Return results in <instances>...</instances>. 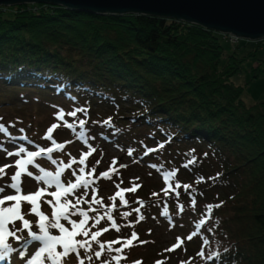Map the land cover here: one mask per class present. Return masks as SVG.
Here are the masks:
<instances>
[{"label": "trees", "instance_id": "1", "mask_svg": "<svg viewBox=\"0 0 264 264\" xmlns=\"http://www.w3.org/2000/svg\"><path fill=\"white\" fill-rule=\"evenodd\" d=\"M221 35L148 13H94L39 2L0 5L3 120L16 117L20 123L25 106L49 105L50 110L59 105L66 112L86 106V127L96 139L122 144L126 152L143 145L137 154L141 162L150 165L154 159L163 170L179 169L176 180L197 190L195 213L182 188L179 203L186 210L177 215L175 198L166 200L161 192L149 198L152 185L147 182L127 193L129 206L113 214L139 207V198L146 203L142 212L148 210L156 223L168 221L162 215L167 204L168 216L194 231L205 205L223 202L201 230L209 243L204 245L201 235L192 240L181 236L184 243L176 250H182L185 260L170 258L165 264H264V98L246 104L243 85L231 79L249 58L254 59L250 77L264 71V43H230ZM223 42L230 44L226 51ZM243 44L248 47L241 52ZM61 84L64 88L57 92ZM108 117L112 128L92 123ZM53 133L59 137L64 131ZM43 137L42 131L30 139L42 144ZM71 140L77 141L75 136ZM161 143L163 149L143 155ZM190 150L197 162L189 170L181 165ZM217 173L219 179H208ZM198 176L204 182L197 184ZM160 180L164 188L161 175ZM202 249L204 257L220 253L219 261L202 258ZM137 261L143 264V259Z\"/></svg>", "mask_w": 264, "mask_h": 264}, {"label": "snow or ice", "instance_id": "2", "mask_svg": "<svg viewBox=\"0 0 264 264\" xmlns=\"http://www.w3.org/2000/svg\"><path fill=\"white\" fill-rule=\"evenodd\" d=\"M64 85L61 84L56 88L59 92ZM68 95V94H66ZM73 102L76 101V97L68 95ZM87 103V102H86ZM53 107H56L53 105ZM78 114H82L83 118H79ZM58 121L63 122L64 126L71 129L72 133L87 147V151L81 153L79 159L71 158L67 163L62 159L57 160L53 158V153L62 151L65 149V143H57L52 138L53 130L58 128L59 124H52L48 129L43 139L51 141V146L41 147L40 145H34L36 150H29L24 144H19L16 151H7V156L18 157L13 165L0 166V179H3L6 175V169L9 167H15L16 171L9 177L10 182L0 186V261H4L13 254H18L20 258H25L27 250L33 242H38L39 246L36 251L25 260V264H63V260L70 254H75L77 257L78 264H85V261L91 262L93 257L96 260H101L104 256L105 251L108 253H115L108 259H104L102 264H120L122 259H126L124 255L126 249L137 246V242L142 245L147 243L139 239L136 231H132L128 237H120L112 241H101L99 238L109 231L110 228L114 229L117 233L121 231L122 227H131V222L128 224L118 225L114 219L113 212L119 208H125L129 206V201L126 199L127 193H135L141 187L140 184L132 183L130 188H122L120 184H116L117 191L109 198L111 203L105 204L102 198L98 197V181L100 179L111 180L113 175L119 176V169L126 168L127 165L121 164L119 168L116 167V158L112 159V162L108 170L100 172L96 175L97 168L92 166L89 168L87 161L89 157L97 151L89 141L94 140L95 137L89 135V128L86 127L89 119V108L86 106L73 107L70 111L59 109L55 114ZM72 118L69 122L65 117ZM2 119V118H0ZM94 125L100 123L106 128H112V117H108L103 122H92ZM15 125L10 122L9 126L6 127L0 123V133H3L8 137V142L15 143L16 141H24L28 144H33L27 137L23 128L18 131L21 133L20 136L14 137L9 132L8 128L14 127ZM99 135L107 139L104 132ZM167 142V141H166ZM66 143H71L68 141ZM164 144H158L156 148H148L144 151L143 155L148 156L149 153L156 152L159 149L164 148ZM0 151H6L3 142H0ZM135 149L129 148L127 151L128 156H132ZM194 150H190V158L186 160L181 167L190 170V165H194L197 162V157L192 155ZM23 154V155H22ZM205 155H207L205 153ZM38 159H47L55 166V170H46L36 161ZM100 161H96V165H99ZM79 165L78 168H73V165ZM35 168L39 174L33 173L29 170ZM149 167L156 169L157 172L162 176L165 187L161 189L165 199L175 198L177 201V215H181L185 212V205L179 203L180 189L182 188L186 194L190 197V207L195 213L196 211V193L197 190L190 184H181L176 180L179 169L173 168L172 170H162L163 165L159 167L155 164H150ZM72 169V176L75 177L74 181L67 183L62 181V175L65 170ZM27 176L34 179L39 187L33 193L25 194L22 190V177ZM220 174L217 173L215 177H209V180L215 181L219 179ZM139 179V178H137ZM204 182L203 176H198L196 183L199 184ZM6 189H11L13 194L2 195ZM49 189H54L50 191ZM81 189L83 190L81 192ZM80 193L77 195V193ZM89 193H91V199H88ZM161 193L153 192L150 194L151 197H159ZM202 195V193H200ZM50 196L52 199L45 200V197ZM47 203L52 208L51 216L47 215L41 210V201ZM119 200V205L116 201ZM139 207L133 208L131 211L121 212L122 219L127 220L133 212L137 214L136 223L145 219L142 214V209L146 207V203L143 200L137 198L136 201ZM27 203L30 208L27 213L23 211V205ZM157 205L159 201L156 202ZM221 202L217 205H205L206 211L201 214V218L194 222L195 230L186 237L187 240H192L193 237L201 235L203 244L209 243L208 239L203 236L202 229L208 224V221L212 219V213L214 208L222 206ZM87 205L84 208L83 205ZM102 210V214L101 211ZM95 213V215H90ZM35 215L38 219L33 225V222L29 221L26 216ZM162 215L167 216L170 227L173 224L172 217L168 216L167 204H165V211ZM79 216L80 219L77 221L73 217ZM103 220L109 222L108 227L92 231L96 228ZM91 221V224L89 223ZM19 222V226H17ZM70 226V227H69ZM35 227L36 230H33ZM208 232L212 231L209 227ZM149 234L151 229L148 230ZM56 233V234H54ZM77 237H83L77 239ZM11 241V242H10ZM184 243L180 237H177L176 243L170 248L165 249L166 252H173L180 248ZM93 244H96L98 250L93 252ZM119 245V247H114ZM81 250L84 252V256L80 255ZM227 251V249H225ZM89 253H92L89 255ZM202 258L209 261H219L220 253L213 252L212 254L204 257L203 249L198 253ZM167 258H165L166 260ZM165 260H157L155 264H165ZM134 264H142L140 261L134 262Z\"/></svg>", "mask_w": 264, "mask_h": 264}, {"label": "rangeland", "instance_id": "3", "mask_svg": "<svg viewBox=\"0 0 264 264\" xmlns=\"http://www.w3.org/2000/svg\"><path fill=\"white\" fill-rule=\"evenodd\" d=\"M38 3V2H33ZM224 37L223 35H221ZM264 37V36H263ZM225 38V37H224ZM240 38V37H238ZM242 39V38H241ZM240 39V40H241ZM245 40L257 42L256 40H251L249 38H244ZM223 49L226 51L230 48V44H227L226 42H223ZM248 45H241L240 51L243 52L246 50ZM261 51H259L260 53ZM254 61L253 58H249L246 61H243L241 63V69L236 72L233 76H231V79L234 82L240 83L243 85V91H242V99L246 104H251L254 101H257L258 99L264 98V71L260 70L257 71V74L253 77H250V71H249V65L252 64ZM261 66H264V62L261 63ZM49 106V105H48ZM45 105H39L37 108L29 109L32 107L25 106L24 107V119L23 121H20V123H17V118L12 117L8 118L7 120H3L2 115L6 114L4 110H1L0 114V123L4 124L6 127H8L10 122L14 124V127H10L12 131L10 132L12 136L18 137L21 135V133L18 131L23 126H27V128H23L25 130V133L29 140L30 138H38L40 133L47 128L50 123L59 124L60 126L55 131L63 130L64 134L55 137L53 133L52 138L57 143H65V149L62 151L54 152L53 158L59 160H63L65 163L69 161L71 158L79 159L82 152L87 151V147L83 145L81 141L77 139L71 140V138H74V134L72 133L71 129H67L66 127L63 128L64 124L61 121H58L56 119L55 114L59 110V105L56 107H53L49 110V107ZM264 108V105H263ZM12 119V120H11ZM19 124V125H16ZM26 129H29L27 131ZM54 132V131H53ZM89 135L95 136V132L89 133ZM68 141H71V143H66ZM0 142H3L4 148L6 151H0V166L4 165H13L14 161L18 158L16 156H7V151H16L19 144H24L26 148L29 150H36L34 145L36 144H28L24 141H16L15 143L8 142V137H4L3 133H0ZM89 143L97 149L95 153L91 157H89L87 164L90 167L96 166L97 172L96 175L98 176L100 172H104L108 170L112 159L116 158L117 164L116 167L119 168V165L124 164L127 165L126 168H120L119 169V176L113 175V178L111 180L108 179H100L98 181V197L102 198L105 204H110V197L117 191L116 184H120V181L122 180L123 183L120 184L122 188H129V185L132 183H137L140 185H146L147 182L151 183V189L149 191V198L150 194L153 192L160 193L162 189V182L160 180V173L156 171V169L149 167V165H146L144 162H141V159L138 157V152L141 150V145L135 151L133 152L132 156H128L125 146L122 144H115L112 141L107 142L106 144H103L100 140L94 139L89 141ZM151 142H149L150 144ZM41 147H49L51 146V141L45 140L42 145L38 144ZM23 155V154H22ZM99 160V165H96V161ZM47 162H40L39 159L36 161L39 163L42 167H44L46 170H55V166L51 164L49 160H46ZM150 164H157L154 159L150 161ZM158 167L160 165H157ZM79 165H73V168H78ZM164 169V168H163ZM162 169V170H163ZM31 171H33L34 175L39 174L38 170L35 168H31ZM6 175L3 179H0V186H3L5 183L10 182L9 177L14 174L16 171L15 167H9L6 170ZM72 169L65 170V173L62 175V181L67 183L70 180L74 181L75 177L72 176ZM139 178V179H137ZM22 190L25 194L27 193H33L37 190L39 185L37 182L27 176L22 177V184H21ZM50 191L54 189H49ZM83 190L81 189V192ZM13 194V191L11 189H6L5 192L2 195H9ZM80 193L78 192L77 195ZM131 194V193H130ZM146 197V196H145ZM154 198V197H151ZM45 200L52 199L50 196L45 197ZM88 199H91V193H89ZM149 199L146 198V201ZM116 203H119V200L116 201ZM84 208H87V205H83ZM30 208V205L25 203L23 205V211L25 213L28 212ZM41 210L46 213L47 215L51 216L52 208L47 204L44 203V201H41ZM101 214H102V210ZM131 211V210H129ZM122 210L115 212L113 214L114 219L118 225L128 224L131 222V227H122L121 231L117 233L114 229L110 228L107 233H104L99 239L101 241H112L117 239L118 236L120 237H128L131 235L132 231H136L139 239L143 241H147V243L140 245L137 242V246L132 247L130 249H126L124 255H126V259H122L120 261V264H130L129 260H138L143 259V264H155L157 260H165L172 259L173 261L177 263H182L185 260V257H183L182 250L180 251L176 250L177 252H166L165 249L170 248L173 244L176 243L177 237H183L190 235V233L193 231L192 225H184L179 222H174L170 227L169 222H158L156 223L154 219H152V216L150 215V212L144 211L142 214L144 215L145 219L143 221H140L139 223H136L137 220V214L133 212V214L127 218V220L122 219L121 217ZM90 215H95V213H90ZM177 215H173V218H176ZM26 218L33 222V225H35V222L37 221V217L35 215H27ZM75 220H79L80 217L76 216L73 217ZM91 224V221L89 222ZM17 226H19V222H17ZM109 222L107 220H103L96 228H93L92 231H96L99 229H102L104 227H108ZM70 227V226H69ZM151 229V233L149 234L148 230ZM33 230H36L35 227ZM56 234V233H54ZM83 237H77V239H82ZM11 242V241H10ZM39 246L38 242H33L32 245L29 246L27 250V254L25 258H20L18 254H13L8 259L11 258V264H25V260L30 257ZM114 247H119V245H114ZM98 250V247L96 244H93V252ZM92 253H89L91 255ZM80 255L83 257L85 254L83 250H81ZM111 255H115V253H108L105 251L104 256L101 258V260H96L93 257V260L91 262L85 261V264H102V261L104 259H108ZM15 259V261H14ZM167 259L165 261H167ZM63 264H78L76 255L70 254L67 258L63 260Z\"/></svg>", "mask_w": 264, "mask_h": 264}, {"label": "water", "instance_id": "4", "mask_svg": "<svg viewBox=\"0 0 264 264\" xmlns=\"http://www.w3.org/2000/svg\"><path fill=\"white\" fill-rule=\"evenodd\" d=\"M20 2L58 4L94 13L142 12L191 20L241 38L264 36V0H0V5Z\"/></svg>", "mask_w": 264, "mask_h": 264}, {"label": "built area", "instance_id": "5", "mask_svg": "<svg viewBox=\"0 0 264 264\" xmlns=\"http://www.w3.org/2000/svg\"><path fill=\"white\" fill-rule=\"evenodd\" d=\"M220 34H222L230 43H235L236 41H238L241 38H238L236 35L231 34V33H226V32H220ZM263 43H264V37L260 38Z\"/></svg>", "mask_w": 264, "mask_h": 264}, {"label": "bare ground", "instance_id": "6", "mask_svg": "<svg viewBox=\"0 0 264 264\" xmlns=\"http://www.w3.org/2000/svg\"><path fill=\"white\" fill-rule=\"evenodd\" d=\"M139 13H142V12H139ZM174 19H177V20H180V21H185V22H189V23H193V22H191V20H189V21H187V20H185V19H183V18H174ZM193 24H195V23H193ZM197 24V23H196ZM197 25H199V24H197ZM201 26V25H200ZM201 27H204V26H201ZM204 28H207V27H204ZM241 38V37H240ZM244 38H249V37H244ZM261 37H255V38H249V39H251V40H256V41H261V42H263L261 39H260ZM239 43V42H238ZM264 48V47H263Z\"/></svg>", "mask_w": 264, "mask_h": 264}]
</instances>
